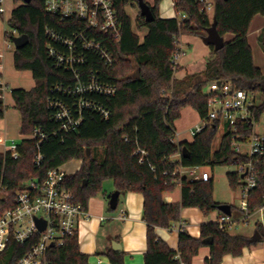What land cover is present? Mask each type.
Masks as SVG:
<instances>
[{
	"label": "trees",
	"instance_id": "1",
	"mask_svg": "<svg viewBox=\"0 0 264 264\" xmlns=\"http://www.w3.org/2000/svg\"><path fill=\"white\" fill-rule=\"evenodd\" d=\"M114 1L122 21V34L119 40L111 39L105 43L115 57V63L108 66L95 54H90L86 67L98 69L99 79L115 86L116 91L112 95L97 91L84 94L91 101L90 106L79 105V96L70 90L77 78L71 71L58 66L48 53L53 40L46 30L70 34L69 26L74 20L62 21L47 11L44 0L21 3L13 10L8 24L30 38L27 45L15 49L14 66L17 70H30L35 80L31 89L13 87L10 90L20 113V134H30L41 127L47 138L41 145L44 161L40 167L34 162L36 139L23 140L18 146V158H14L11 151L0 149V184L14 197L27 179H43L49 170L79 159L82 161L80 168L67 174L63 184L85 208L91 197L104 190L108 180L120 194H143V219L147 223L144 264H192L200 249L207 245L204 243L207 237H212L213 242L208 244L210 256L205 259L206 264H221L225 254L239 256L245 247L252 245L248 241L250 235L222 229L217 221L203 223L199 237L192 236L184 228L179 232L178 249L171 248L157 234L156 228L172 227L181 219L185 207H198L204 214H210L221 204L213 196V177L208 181L191 179L180 175V167L214 168L252 160L257 183L249 192L248 211L255 222V230L264 240V226L258 214L264 207V156L238 155L231 145L233 135L229 127L223 132L218 149L214 150L213 143L219 132L216 121L207 124L192 141L176 140V121L183 108L191 106L201 119L206 118L208 96L204 87L211 81L230 80L237 87L264 92V73L254 62L248 39L253 18L257 14L264 15V0H213L212 12H208L205 3L199 0H174L176 10L186 14L185 18H163L159 13L162 0L147 1L155 19L148 22L141 12L138 14L137 29H147L143 38L136 32L126 10L128 5L138 6V0ZM214 19L219 33L223 36L233 33V38L218 51L210 45L211 53L204 70L177 77L176 72L181 71L182 66L175 67L172 59L175 54H183L181 37L202 38ZM10 37L13 39L14 36ZM261 40L264 43V29ZM2 78L0 68V119L6 111ZM50 100L64 102L73 113L82 116L77 130L67 133L60 129L59 122L52 117L54 108L49 106ZM95 106L108 109L110 116L104 118ZM263 112L264 101L254 107L256 122ZM252 125L249 120L244 123L247 138L252 133ZM184 147L188 156L183 154ZM227 177L233 189L245 184L242 174L237 171L228 172ZM178 185L181 200L165 202L164 193ZM108 208L112 210L110 206ZM231 210L235 219L244 215L234 205ZM32 243L21 244L11 238L0 251V264H17ZM105 253L111 264H125L124 251L116 252L109 247ZM48 254L50 264H87L89 260V255L80 249L78 234L67 236L62 245L51 247Z\"/></svg>",
	"mask_w": 264,
	"mask_h": 264
},
{
	"label": "built area",
	"instance_id": "2",
	"mask_svg": "<svg viewBox=\"0 0 264 264\" xmlns=\"http://www.w3.org/2000/svg\"><path fill=\"white\" fill-rule=\"evenodd\" d=\"M205 3L208 12L213 11V0H199ZM14 4L9 9L8 5ZM47 11L59 16L62 21L74 20L70 23V34L58 33L48 28L46 30L53 43L49 44L48 53L55 63L71 71L77 78L70 90L79 96L80 106H90L91 101L84 97L88 92L97 91L106 95H112L116 87L102 82L98 77V69H87L90 54H95L99 61L112 66L115 57L105 41L120 39L122 34V21L114 0H44ZM24 0H0V15L5 17ZM179 18H185L186 14L179 12ZM77 20V21H76ZM15 31V30H14ZM16 32V31H15ZM19 35V34H18ZM2 52H0V57ZM181 55L175 54L172 63L176 67ZM208 111L205 119H201L192 130V135L202 131L204 127L216 121L219 130L231 129L233 150L242 156H264V135L255 132L254 107L258 105L252 91L237 87L230 80H214L209 83ZM49 106L54 108L52 117L59 122L60 129L67 133L77 130L82 122V116L73 113L71 107L64 102L50 100ZM104 118L110 116L106 108L95 106ZM252 122V133L249 138L244 135L245 121ZM47 138V133L41 127L36 128L30 134L20 135L17 138L6 139L2 146L3 152L11 151L14 158L20 157L18 146L24 139H36L37 152L34 162L41 166L44 154L41 145ZM244 145L248 146L244 148ZM237 172L245 174V184L241 187V199L238 208L243 211L241 219H235L231 215L222 213L218 218L220 228L231 230L233 227L249 223L251 214L248 211V197L250 190L256 185L255 168L250 161H237L234 163ZM179 173L191 179L208 181L211 179L209 170L201 166L180 167ZM68 172L64 164L49 170L46 176L31 177L24 181L12 197L3 184H0V251L8 241L13 238L24 244L31 241L32 246L23 254L17 264H50L49 249L56 245H62L67 236L78 234L79 224L89 217L88 209L82 203L75 200L74 193L63 182ZM260 221L264 226V207L258 210ZM126 217L124 209L121 210V218ZM36 218L45 221V228L40 230ZM184 223L179 231L184 230ZM54 244V245H52Z\"/></svg>",
	"mask_w": 264,
	"mask_h": 264
},
{
	"label": "crops",
	"instance_id": "3",
	"mask_svg": "<svg viewBox=\"0 0 264 264\" xmlns=\"http://www.w3.org/2000/svg\"><path fill=\"white\" fill-rule=\"evenodd\" d=\"M159 13L163 18H171L179 15V12L175 8L174 0H162L159 6ZM263 29L264 15L257 14L253 18L248 33L249 43L253 51L254 62L255 57L253 45L251 44V34L259 33ZM230 34L231 35L229 37L232 39L234 34ZM185 37H197L202 40V38L199 36L183 35L181 37V43ZM0 52H2L0 60H2V58L4 59L3 64L1 63L0 65L1 72L3 74L1 83L4 85L3 98L5 104L7 105L4 118L0 119V133H4V140L0 141V149L3 150L4 147L2 146V143L6 139L17 138V136H15L16 133H20V113L15 107V100L11 92L10 94L12 99L7 98L6 88H8L9 84L8 77L6 78L4 76V74L7 75V70L5 69V71H3L4 68H6V65L9 66L10 62L13 61L14 64V52L12 55H10V53H8L4 48H1V46ZM209 52L211 53V49ZM259 55H261V52H259ZM183 58L184 57L182 54L179 59V64L182 66V70L178 72L181 77L187 73H199V70L196 68L193 60L192 62L183 63ZM17 71L25 73L30 72L29 74H31L33 78L32 72L30 70ZM22 76L23 74L16 75L17 78ZM34 86L35 80L34 83H32V85L27 89H31ZM8 107L11 108L10 112H8ZM188 108H191L200 118L198 112L191 106H186L182 109V112ZM194 125L192 124L191 126L183 128L180 131L177 130V141H192L194 136L191 132L195 127ZM228 172L230 171H227L226 174ZM211 176L213 177V175ZM115 190L116 189L113 185V182L108 180L104 184V190L96 196L90 198L87 208L89 217L83 219L79 224L78 237L80 249L83 253L89 255L87 264H111L110 259L105 251L109 247L113 249L112 244L114 241H117L121 243V251L125 252V264H144V253L147 249V223L143 219L144 196L140 192H128L126 194H120L117 209L109 210V199ZM213 196L214 199L219 203H228L238 207L231 202H227L226 200L219 198L215 192ZM163 197L167 203L179 202L181 200V187L178 185L173 190L166 191ZM122 209H124L126 212L125 218H121ZM222 213L223 212L218 209L210 214H204L203 211L198 207H185L182 209V217L178 222H175L170 228L157 227L156 232L164 241L168 243L171 248L178 249L180 232L179 227L182 223L185 225V230L188 231L192 236L199 237L201 225L203 223L217 221ZM251 222L255 224V222L250 219L246 226L239 224L236 228V231L245 229V232L250 235L249 237H252L256 230L254 226L252 228L248 226ZM209 256L210 247L206 245L202 247L199 253L194 257L192 264H206L205 259ZM221 264H264V240H260L257 243L245 247L243 253L239 256L225 254Z\"/></svg>",
	"mask_w": 264,
	"mask_h": 264
},
{
	"label": "rangeland",
	"instance_id": "4",
	"mask_svg": "<svg viewBox=\"0 0 264 264\" xmlns=\"http://www.w3.org/2000/svg\"><path fill=\"white\" fill-rule=\"evenodd\" d=\"M148 2H151L152 0H147ZM9 9L14 8V4L8 5ZM127 12L130 14L132 17L133 23H134V28L136 32L140 35L141 38H143L144 34L146 33L147 29H137L136 27V18L138 14L140 13L139 7L136 6H130L128 5L126 7ZM10 13L7 12L5 14V17L0 18V46L1 48H4L10 55L15 51L16 47L13 42V39L10 36H16L19 33L15 32L14 29L8 24L7 19L9 18ZM263 30L259 33H252L251 34V44L253 45L254 49V57H255V62L257 66H259L263 73H264V43L261 40ZM8 34V35H6ZM13 34V35H11ZM231 34H225L224 39L225 41L230 40ZM181 48L183 51V63L184 62H192L195 64L196 68H198L199 72L205 69L206 62L210 57V46L206 45L200 38H195V37H185L181 43ZM259 52H261V55H259ZM260 56V57H259ZM4 59L2 58L1 63L3 64ZM7 64V63H6ZM7 70V75L4 74V76L7 78L8 77V88H6V94L8 99H12L10 90L13 87H23V88H29L32 83H34V79L32 78L31 74L25 73V72H19L15 69L13 61L10 62L9 66L6 65V68H4L3 71ZM18 74H23L22 77L17 78L16 75ZM177 77H181V75L176 72ZM209 89V84H207L204 87V91H208ZM252 95L256 97V101L259 104H261L264 101V92L262 91H252ZM7 107V105H6ZM11 111V108L8 107V112ZM21 121V120H20ZM195 122V123H194ZM201 119L197 116V114L191 109L188 108L182 112V115L179 119L176 121V132L177 130L180 131L183 128H186L188 126H191L192 124L200 123ZM195 126V125H194ZM254 130L258 134L264 135V112L261 115L259 121L255 123ZM20 133H16L15 136L20 137ZM223 137V130H219L217 137L213 143V149L216 150L218 149L221 140ZM4 140V133H0V141ZM177 140V139H176ZM248 146L244 145V148H247ZM82 161L79 159H72L64 164V169L68 172V174H72L76 172L80 166H81ZM205 169H208L213 175L214 178V192L215 194L219 197L222 198L223 200H226L227 202H231L235 205L240 204V199H241V188L238 187L236 189H233L230 184L229 180L227 177L226 172L227 171H236L237 167L235 164H228V165H218L215 166L214 168H211L210 166L205 167ZM107 184V183H106ZM259 214V213H258ZM242 226H246L242 224ZM250 228L254 226V223L251 222L248 225ZM238 227L235 226L233 227L230 231L231 232H237L236 228ZM242 232H245V229L240 230Z\"/></svg>",
	"mask_w": 264,
	"mask_h": 264
},
{
	"label": "water",
	"instance_id": "5",
	"mask_svg": "<svg viewBox=\"0 0 264 264\" xmlns=\"http://www.w3.org/2000/svg\"><path fill=\"white\" fill-rule=\"evenodd\" d=\"M26 3H29L31 0H24ZM138 7L140 9V12L142 15L145 16L146 21L152 22L155 19V16L151 10V7L147 0H138ZM204 43L208 46L213 45L214 49L216 51L222 49L226 43L224 36L221 35L218 31L217 28V20L214 19L213 23L211 26L207 28V35L202 37ZM30 41L29 35L27 34H19L13 37V42L15 44L16 49H20L27 45ZM137 75H139V71L136 72ZM183 154L185 156H188L189 154L187 153V148L184 147L183 149ZM88 155H90V149H88ZM245 174H242V177H244ZM119 197H120V191L115 190L109 199V206L112 210H116L119 204ZM220 211H222L225 214L231 215L232 210H231V205L228 203H221L218 207ZM36 223L39 227L40 230H43L45 228V221L36 218ZM262 236L259 233V231H255L254 235L248 239L249 243L254 244L257 243L259 240H261ZM213 242L212 237H207L204 239L205 244H211ZM54 245V244H52ZM113 250L116 252H120L122 249L121 243L114 241L113 244Z\"/></svg>",
	"mask_w": 264,
	"mask_h": 264
}]
</instances>
